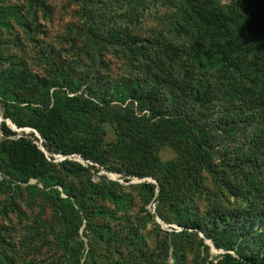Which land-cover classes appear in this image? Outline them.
Returning a JSON list of instances; mask_svg holds the SVG:
<instances>
[{
	"label": "trees",
	"instance_id": "trees-1",
	"mask_svg": "<svg viewBox=\"0 0 264 264\" xmlns=\"http://www.w3.org/2000/svg\"><path fill=\"white\" fill-rule=\"evenodd\" d=\"M72 1L87 17L81 34L87 50L100 57L118 52L129 74L89 80L58 65L46 77L18 52L23 44L2 41L0 188L13 214L22 211L10 193L14 183L40 181L48 197L56 195L47 200L62 228L55 237L66 264H170L171 254L173 264H187L189 255L195 256L192 264H204L206 240L224 251L210 264H264V0H241L232 10L216 0H166L173 10L166 30L145 27L154 8L148 0H116V6ZM32 10L27 15L37 13ZM21 11V4L0 6V31L24 19ZM122 18L129 19L118 25ZM22 26L31 29L32 23ZM171 29L182 42L164 38ZM100 61V69L110 72ZM59 79L68 86L65 97L51 93ZM83 86L84 95H78ZM135 103L143 115L129 112ZM99 115L116 125L124 170L103 163L97 125L87 123L96 135L93 144L74 139ZM9 119L18 129L38 132L43 149L34 132L15 131ZM166 146L176 157L164 162L159 149ZM54 155H79L126 177L153 179L138 187L156 197L162 221L182 230L165 231L151 216L155 228L149 231L150 220L133 213L137 203L126 187L105 180L78 183L88 169L69 159L53 163ZM31 201L26 204L33 209ZM4 213L10 215L6 208ZM84 224L87 240L80 235ZM6 229L0 223V264L26 263L32 248L24 242L50 239L48 231L35 230L9 244Z\"/></svg>",
	"mask_w": 264,
	"mask_h": 264
},
{
	"label": "rangeland",
	"instance_id": "rangeland-1",
	"mask_svg": "<svg viewBox=\"0 0 264 264\" xmlns=\"http://www.w3.org/2000/svg\"><path fill=\"white\" fill-rule=\"evenodd\" d=\"M106 1L107 4H113L116 0ZM173 1L174 0H172V2ZM218 1L222 7H228L231 10L235 9L236 5L241 2V0H216L217 3ZM148 2L154 8L150 10L151 16L145 24V27L152 28L159 25L163 30L170 28L172 26L171 20L173 18V10L168 6V2L166 0H148ZM45 3L46 5H44V7L40 0H0V6L21 4V12L23 16L25 14L24 19H20V21L15 20L13 22L14 27L12 30H8L7 32L0 31V45L2 41L6 40H10V42L11 40L16 41L17 44H23V49H18V52H25L24 57L28 59L27 61L31 69L46 77L55 74L59 66L65 68L66 74L77 77L82 75L89 80L93 78L97 79L99 74L101 76H107V74H109L112 79H118L120 76L129 74L126 67V65L129 66V64L122 60V56L116 54L118 52L107 51L100 57L96 55V52H93L92 49L87 50L85 40L81 36L87 25V17L84 16L81 6L78 3L72 0H46ZM113 5L116 6V4ZM30 7H32L33 10L30 9ZM28 10L37 11V13L27 15ZM124 16L128 15L125 14ZM128 19L129 18L117 19L118 25L127 22ZM26 20L32 23L31 29L22 26L23 22ZM169 32L167 37H164L167 41L182 42L183 37H180L176 32L174 33L172 29L169 30ZM184 38L188 39L185 36ZM74 39L75 41H72ZM74 43H76L78 47L73 46ZM100 59L104 60L105 64L109 66L110 72L100 69L103 66ZM55 82L57 87L53 88L51 93H53V95L59 93V96L65 97L68 86L63 83L61 79ZM84 90L85 86L81 88L78 95H84ZM75 95L76 94H70L69 96L73 97ZM115 105L119 107L118 105L121 104L117 102L112 104V106ZM126 106L127 104L122 106V110H124ZM128 109L130 113L133 112L138 116L144 114L139 112L136 103ZM0 117L2 118L1 115ZM89 122H92L93 126L97 125L100 128L97 136H99L100 139L99 155L101 159H103V163L107 167H116L124 170L126 165L124 162V155H122L118 147L115 146L118 140L115 124L103 120L100 115L94 120L90 118L86 121V125L82 127V130L75 133L74 139L80 142L93 144V139L96 138V135H93L90 128L87 127V123ZM9 125L12 127L11 124ZM22 131L27 134L34 132L33 139L39 138V141H36V143L43 149L38 132L31 128H25ZM159 154L164 162L173 160L176 157L174 150L167 146L161 147L159 149ZM66 159L78 162L88 169L87 171L81 172V176L76 179L78 183H80V181L87 182L88 180L99 183L105 180L106 183L116 182L126 187L127 190L125 191L132 195L137 203V208L133 213L141 218L150 220L147 224V229L149 231L155 228L151 221V216L152 218L154 217V221L161 226V229L165 231L172 232L173 229L177 231L182 230V228L176 224H169L162 221L157 216L159 205L155 201L156 197L151 198L146 190L138 187L142 183H156L153 179L126 177L124 173L120 174L109 171L104 165L88 162L79 155H54V160L49 158L53 163H60ZM58 169L57 172L60 171V168ZM29 185L35 188L29 190ZM55 189H58L60 192V197L64 199L68 198L62 187H55ZM48 191L49 189L46 188L42 182L36 180H31L27 184L14 183L11 186L10 193L14 194L18 204L22 202L20 205L22 208L20 215H15L13 214L11 206L7 203V194H5V192L2 193L0 188V215L3 214V216L0 217V223L7 226L8 230H6L9 232V244H11V242L19 244L20 239L35 230L48 231L47 234L50 238L46 239V242H42L41 240L35 241L34 244L25 241L24 246L32 249H30L31 252L30 255H28L29 260L26 263H22L21 261L19 263L18 255L16 254L15 258L19 264L67 263L64 259L63 252H61L56 245L57 239L55 236L62 232V228L59 225L58 217L54 214L55 211L53 207H50L48 203V200L52 197H56V195L53 194V196L48 197L46 195L49 193ZM31 200L34 201L33 209H30L26 204V201L32 204L33 202ZM5 208L10 211V215L7 218L4 217ZM50 227L53 228L50 229ZM85 227L86 225L84 224L80 230V235L84 240H87V238L84 237L86 235L84 233ZM149 241L152 245L155 243L154 238L152 240L149 239ZM205 243L210 247V250L207 253L201 248L203 251H201L202 255L200 261H204V264L217 263L219 261V256L223 254L224 251L216 249L214 245L212 246L213 243L210 240H206ZM171 257L172 254L169 257V263L173 264L174 260H172ZM194 258V255L187 256V264L194 263L196 261Z\"/></svg>",
	"mask_w": 264,
	"mask_h": 264
},
{
	"label": "water",
	"instance_id": "water-1",
	"mask_svg": "<svg viewBox=\"0 0 264 264\" xmlns=\"http://www.w3.org/2000/svg\"><path fill=\"white\" fill-rule=\"evenodd\" d=\"M3 120H4V119L0 117V123H1ZM7 123H8V124H11L12 127L14 128V130L17 131V132L23 130V129H18L15 125H13V123H12L10 120H8ZM212 246H213V244H212Z\"/></svg>",
	"mask_w": 264,
	"mask_h": 264
}]
</instances>
